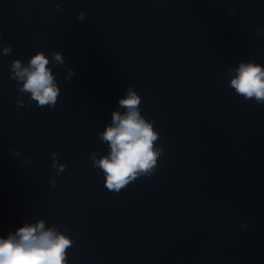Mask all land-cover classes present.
Segmentation results:
<instances>
[{
	"label": "clouds",
	"instance_id": "clouds-1",
	"mask_svg": "<svg viewBox=\"0 0 264 264\" xmlns=\"http://www.w3.org/2000/svg\"><path fill=\"white\" fill-rule=\"evenodd\" d=\"M56 10H63L59 3ZM233 14L234 10H229V15ZM85 17L86 13L81 11L77 20L84 21ZM261 32L264 29H258L257 35ZM0 51L11 55L13 48L6 45ZM50 63L57 68L62 67L65 64L63 54L53 51L50 59L45 52L38 51L26 63L20 59L11 62L10 79L17 82V91L21 96H28L29 105L35 101L37 107H56L60 88ZM227 74L230 77L228 86L237 95L245 101L264 104V66L252 60L240 61L237 67L229 68ZM74 75V69L68 68L65 80L71 82ZM141 99L133 87L126 89V94L118 99L119 107L111 113V122L97 134L98 139L108 146L107 155L90 153L92 167L104 173L105 186L109 191L119 193L138 177L152 175L164 152V148L156 143L159 132L154 128V122L141 114ZM16 104L18 107L28 106L21 98ZM120 108L124 111L121 112ZM8 151L21 155L19 150L13 152L11 147ZM51 156L52 168L57 175L62 174L67 166L58 163L57 153L53 152ZM23 162L27 164L30 160L25 158ZM55 182L54 178L50 180L53 187ZM242 227L246 228L247 224ZM72 244L65 232L59 231L55 225L47 226L44 219H39L34 223H25L6 237H0V264H67V249Z\"/></svg>",
	"mask_w": 264,
	"mask_h": 264
}]
</instances>
